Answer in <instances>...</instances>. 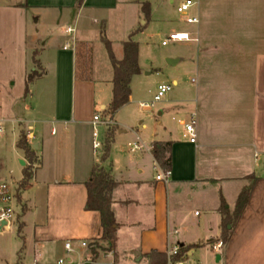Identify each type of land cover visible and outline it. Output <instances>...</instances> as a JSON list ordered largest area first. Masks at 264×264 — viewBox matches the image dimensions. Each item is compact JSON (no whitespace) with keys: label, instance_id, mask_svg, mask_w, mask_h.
Returning <instances> with one entry per match:
<instances>
[{"label":"crops","instance_id":"crops-1","mask_svg":"<svg viewBox=\"0 0 264 264\" xmlns=\"http://www.w3.org/2000/svg\"><path fill=\"white\" fill-rule=\"evenodd\" d=\"M167 1L180 17L172 32L190 35L178 41L189 45L188 52L167 58L174 68L184 64L166 82L173 85L169 94L151 107L140 103L144 111L159 103L156 121L140 120L134 128L121 112L133 99L135 78L149 72L141 66L139 45L141 73L132 77L130 102L111 119L106 112L115 70L102 30L122 60L124 42L139 44L137 36L152 23L143 9L149 2L151 13L150 0H0V111L9 81L26 87L32 69L41 73L30 83L32 93L24 87L23 96L11 101L12 116H0L3 125L14 121L34 136L38 160L31 162L17 146L19 161L33 174L17 236L11 237L13 226L0 231V264H85L92 252L81 241L108 245L100 213L85 209V183L100 162L93 149L97 112L116 128L103 165L118 183L112 192L117 239L115 249H99L92 264H127L129 258L157 264L161 256L152 261L150 253L166 254L172 243L197 245L190 255L198 253L194 261L201 264H264V0H197L190 11L197 23L178 13L180 0ZM68 27L74 32L68 34ZM192 121L195 142L185 126ZM129 129L133 140L120 151L118 138ZM156 142L172 143L167 182L156 179L164 171L153 155ZM248 176L256 178L248 204L215 259L203 243L222 237V200L232 214ZM174 229L178 233L169 235Z\"/></svg>","mask_w":264,"mask_h":264},{"label":"rangeland","instance_id":"rangeland-1","mask_svg":"<svg viewBox=\"0 0 264 264\" xmlns=\"http://www.w3.org/2000/svg\"><path fill=\"white\" fill-rule=\"evenodd\" d=\"M150 1L152 9L149 18H151L152 23L136 38L140 45L141 66L146 72H149V74L147 75L144 73L139 76V78H135L133 82V99L131 103L125 106V108L121 112V118H123L125 122H127L131 127L134 128H137V126L139 127L138 122L140 120H143L149 125H152L154 121H156V111L159 103H156L152 111L142 110V108L140 107V103H151L159 84L171 82L173 79V72L175 70L182 71L184 64H182L179 68H174L168 64L167 58L172 54H187L189 46L184 42H171L168 45H162L163 39L165 38V36L172 32L177 24V20H179L180 17L175 11V6L169 4L167 0ZM33 70L34 69H32L30 72H32ZM183 74V82H186V84L190 86L191 76L188 73L186 74L185 71ZM11 82L12 81H9L7 83V88L5 89L7 92L8 101L3 104L2 111H0V116L4 117V119H8V117L12 116L11 101L20 98L21 95L23 96L24 94L25 86H21L19 83H17L16 85H12ZM28 89L29 91L26 93L27 95L30 92L32 93L33 91L31 84H29ZM34 89H37V87L35 86ZM21 103L24 104L23 99L19 101L18 107L20 108H22ZM25 103H27L31 107L33 106V101L29 97H27ZM104 128L105 127L103 125L98 126V130L100 131V140L104 142L105 145L107 131ZM130 130L131 129H129L128 134H122L118 138L117 147L120 151H125L127 149L128 141L133 140V134ZM22 133L28 134L27 130L22 127L20 128L18 123L14 121H6L4 123V136L3 139L0 140V182L8 181L19 183L20 188L24 191L28 184L23 185V172L25 167L20 164L19 158L21 156V152L17 147V142L20 139ZM102 153V149H100L96 153L100 160ZM35 163H38V160L36 158ZM30 173L31 175L33 174L32 169ZM31 179L29 180V183ZM31 196V191H29V197L31 198ZM22 211L23 210L20 207L17 208L18 216L13 221L14 223L11 232L12 239H14L13 235L17 236L18 234L16 229L18 228L19 220L22 218ZM91 243H94V247H96L97 250L101 249V245H98L96 241H92ZM198 255L199 254L197 253L194 257L191 258V260H197L199 257ZM210 258H212V254L210 255ZM127 264L149 263H139L136 262L134 258H129Z\"/></svg>","mask_w":264,"mask_h":264},{"label":"trees","instance_id":"trees-1","mask_svg":"<svg viewBox=\"0 0 264 264\" xmlns=\"http://www.w3.org/2000/svg\"><path fill=\"white\" fill-rule=\"evenodd\" d=\"M83 0H78V5H80ZM143 9L146 17L150 15V3L146 2L143 5ZM102 40L106 45L110 59L113 63L115 74L113 79V98L108 107L107 115L112 119L114 118L117 111L128 104L131 98V80L136 74L141 73V68L139 65V44L132 38L124 42V57L122 60H117L111 42L105 37L104 31L102 30ZM37 52L34 53V62L37 63L35 56ZM37 70H33L27 76L26 80V93L29 91V84L38 76H40ZM115 126L110 125L107 129L106 143L103 149L101 160L96 163L91 171L89 179L86 181V187L88 191V197L85 205V209L88 211H98L101 217V225L103 228L102 240L107 242V246H100L102 250H113L116 247L117 239V221L112 209V192L118 186L117 181L111 175L110 170L106 169L103 163L109 158L111 151V143L115 133ZM17 146L25 152L26 157L31 161H35L34 149L28 144L27 136L22 133L20 139L18 140ZM171 142H156L153 146V155L158 163L164 170L171 168ZM31 168L26 166L23 172V185H29V180L32 175L30 173ZM250 179V184L245 186L240 192L235 208L232 214H229L227 209V204L225 200H222V212L225 215L224 226H223V240L228 243L231 235L232 229L236 226L240 220L251 196L252 189L255 184L256 178L254 176H248ZM182 247L187 249H192L197 247V245L185 246L181 244ZM92 261L85 264H92L97 256L98 250L94 247V243H91ZM157 254L161 256L157 264H164L166 262V254L159 253L157 251H152L150 253V259L153 261V255Z\"/></svg>","mask_w":264,"mask_h":264},{"label":"built area","instance_id":"built-area-1","mask_svg":"<svg viewBox=\"0 0 264 264\" xmlns=\"http://www.w3.org/2000/svg\"><path fill=\"white\" fill-rule=\"evenodd\" d=\"M197 4V0H180L177 4V11L180 15L185 17L187 23H197L198 17L191 16L190 11ZM73 27L67 28V33L71 34L74 32ZM191 40L188 32L185 31H174L162 42L163 45H167L171 42L178 41H189ZM173 85L169 83H162L158 86L157 93L151 103H143L142 106L151 107L155 102L160 101L166 94L172 90ZM111 121L109 117H103L102 112H97L93 116L92 125L93 131V149L98 152L100 149H104V142L100 140V131L98 130L99 125L109 127ZM186 131L188 132L189 139L191 142L196 141V133L194 122L185 123ZM4 136V125L0 122V140ZM28 144L33 148L32 140L34 136L30 133L26 134ZM132 146V145H131ZM139 148V146H134ZM133 150V148H132ZM172 172L171 169L161 171L157 174L156 179L167 182ZM25 202L24 191L20 188L19 183L1 181L0 182V231L9 230L13 226V221L17 218V208L20 207L23 210ZM178 233V230H170L169 235ZM208 246L214 253L215 259L217 255H221L224 248L225 242L222 237L214 239L211 243H203ZM72 242L67 241L65 247L67 250L71 249ZM81 245L86 248H91V242L81 241ZM167 261L164 264H201L200 262L191 260L190 249L182 247L179 243H172L169 245L167 251ZM59 264H64V260L60 259Z\"/></svg>","mask_w":264,"mask_h":264},{"label":"water","instance_id":"water-1","mask_svg":"<svg viewBox=\"0 0 264 264\" xmlns=\"http://www.w3.org/2000/svg\"><path fill=\"white\" fill-rule=\"evenodd\" d=\"M168 62H169V63H172V62H174V61H171V60H170V61H168ZM20 163H21V165L25 166V161H24V160H21ZM219 257H220V256H218L217 258L219 259Z\"/></svg>","mask_w":264,"mask_h":264}]
</instances>
